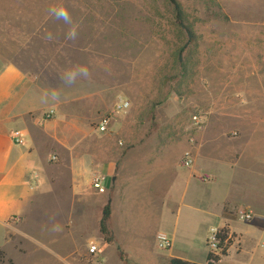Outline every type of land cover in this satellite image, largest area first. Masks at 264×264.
<instances>
[{
    "label": "crops",
    "instance_id": "1",
    "mask_svg": "<svg viewBox=\"0 0 264 264\" xmlns=\"http://www.w3.org/2000/svg\"><path fill=\"white\" fill-rule=\"evenodd\" d=\"M46 92L14 65L0 66L4 264H17L13 253L22 255L24 264H83L88 254L83 238L98 247V264H157L158 251H163L156 243L159 234L172 241L164 257L168 264L172 259L194 263L176 254L175 245L179 239L190 241L200 221L216 223L209 237L225 226L239 237L241 253H230L217 264H232L238 256L247 264H264V139L258 129L251 138L242 136L236 149L199 133L194 144L149 137L142 120L146 114L131 102L111 132L101 135L88 126L85 103L76 97V116L69 120L64 101L52 102ZM90 109L93 119L98 109ZM50 110L54 116L44 119ZM14 131L23 133L22 145L13 143ZM185 151L194 157L191 168L181 166ZM200 157L213 171L199 167ZM95 174L106 178L103 194L92 187ZM107 203L113 244L100 233ZM227 209L237 215L251 212L252 219H229ZM54 224L59 231H52Z\"/></svg>",
    "mask_w": 264,
    "mask_h": 264
},
{
    "label": "rangeland",
    "instance_id": "2",
    "mask_svg": "<svg viewBox=\"0 0 264 264\" xmlns=\"http://www.w3.org/2000/svg\"><path fill=\"white\" fill-rule=\"evenodd\" d=\"M176 1L194 31L192 42L177 25L170 0H0V66L14 65L44 90H58L69 120L75 119L77 97L87 105L89 127L125 98L146 114L149 137L192 144L199 133L226 140L231 149L255 129L264 139V0ZM61 3L79 25L74 41L66 39L68 26L48 15L50 5ZM49 32L51 41L45 39ZM98 59L108 71L96 65ZM76 64L86 65L91 79L64 85L61 75ZM94 107L98 113L92 119ZM194 115L201 116L202 129L194 127ZM198 165L214 168L205 157ZM226 211L227 218L238 219ZM213 226L200 221L190 241L178 240L176 254L207 264ZM225 228L232 245L221 259L242 251L238 235ZM81 243L89 249L88 239ZM157 255V264H168L166 251ZM12 256L24 264L22 255ZM247 263L242 256L232 262Z\"/></svg>",
    "mask_w": 264,
    "mask_h": 264
},
{
    "label": "built area",
    "instance_id": "3",
    "mask_svg": "<svg viewBox=\"0 0 264 264\" xmlns=\"http://www.w3.org/2000/svg\"><path fill=\"white\" fill-rule=\"evenodd\" d=\"M131 108V102L125 98H118L112 106L110 112L103 115L99 122L96 124L95 129L96 132L101 135H106L111 132L113 122L116 117L120 115H125ZM54 110L48 111L44 115V119L49 120L54 116ZM193 125L195 128L202 129V121L201 116L194 115L193 116ZM13 143L15 145H22L24 143L23 133L21 131H14L11 134ZM192 144L194 140H191ZM195 161L192 153L190 151H186L181 160V166L183 168H191L193 167ZM105 176L101 174H95L92 177V187L99 193L103 194L106 192V188L104 186ZM238 220L241 222H247L252 219L251 212L239 211L238 212ZM221 229V228H220ZM220 229H214L210 233V237L207 240V248L209 261L212 264H215V259L221 258L223 253H227L231 248L229 242L232 240L231 233H223ZM157 247L160 250L166 251L171 249L172 241L165 234H159L156 238ZM98 247L95 245H91L88 249V254L83 262V264H98Z\"/></svg>",
    "mask_w": 264,
    "mask_h": 264
},
{
    "label": "clouds",
    "instance_id": "4",
    "mask_svg": "<svg viewBox=\"0 0 264 264\" xmlns=\"http://www.w3.org/2000/svg\"><path fill=\"white\" fill-rule=\"evenodd\" d=\"M48 15L58 21H62L65 25L68 26V31L66 32V39L68 40H76L78 37V29L79 25L74 22L72 15L69 9L61 4L50 5L48 8ZM45 39L51 41L54 39L53 34L51 32L47 33ZM96 65L99 67H103L105 71H108V66L104 64L103 60H96ZM91 72L86 65L76 64L70 68L64 70L60 79L62 83L66 86L74 85L78 79L82 80H90ZM45 96L48 100L58 103L61 99V94L58 90L52 89L45 93ZM60 225L54 224L52 231H59Z\"/></svg>",
    "mask_w": 264,
    "mask_h": 264
},
{
    "label": "trees",
    "instance_id": "5",
    "mask_svg": "<svg viewBox=\"0 0 264 264\" xmlns=\"http://www.w3.org/2000/svg\"><path fill=\"white\" fill-rule=\"evenodd\" d=\"M170 2L172 3V5L174 7L175 20H176L177 25L179 26V28H181L186 33V35L188 37V42L194 41V39H195L194 31L190 25L186 24L185 16H184L183 10L181 8V5L176 0H170ZM185 48H186L185 46L182 47L180 54H178V56H181V52ZM110 215H111L110 203H107L103 208L102 218L100 221V233L103 237V240L107 244H113L114 243L113 234L110 231L109 226H108ZM220 231H222L223 233L228 232V230L225 227L221 228ZM223 255H226V253L224 252ZM3 259H4V253L0 250V264L2 263ZM220 260H221V258L215 259V264H217ZM10 264H12L11 261H10ZM170 264H196V263L184 261L181 259H172ZM207 264H212L209 261V255L207 256Z\"/></svg>",
    "mask_w": 264,
    "mask_h": 264
}]
</instances>
